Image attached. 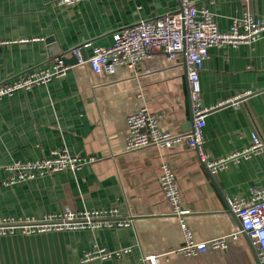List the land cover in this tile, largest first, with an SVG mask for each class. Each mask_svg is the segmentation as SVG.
<instances>
[{
  "label": "crops",
  "instance_id": "obj_1",
  "mask_svg": "<svg viewBox=\"0 0 264 264\" xmlns=\"http://www.w3.org/2000/svg\"><path fill=\"white\" fill-rule=\"evenodd\" d=\"M208 8L222 31L248 10L264 18V0H194ZM178 7L177 0H0V82L43 65L50 41L67 52L113 43L114 33L141 19ZM202 103L214 108L204 127L203 149L211 159L242 150L252 132L264 134V36L252 43L210 48L200 73ZM183 56L155 52L134 68L95 72L88 61L67 74L0 98V217L43 219L51 213L116 209L129 225L0 234V264H260L228 198L264 186V152L230 162L212 174L186 140L130 150L129 115L145 107L173 135L192 128ZM241 95L235 101H227ZM66 148L94 157L77 170L64 169L5 185L6 165L49 156ZM164 166L176 178L175 211L161 180ZM185 225V227L183 226ZM187 231L194 241L224 237L221 248L190 255L181 250ZM95 246L122 256L83 261ZM153 258V260H151Z\"/></svg>",
  "mask_w": 264,
  "mask_h": 264
},
{
  "label": "built area",
  "instance_id": "obj_2",
  "mask_svg": "<svg viewBox=\"0 0 264 264\" xmlns=\"http://www.w3.org/2000/svg\"><path fill=\"white\" fill-rule=\"evenodd\" d=\"M81 0H58L59 4L71 5ZM178 7L153 19H141L117 30L110 45L95 46L88 58H83V51L91 41L62 52L41 66L32 68L12 78L0 82V98L11 95L20 89H29L35 84H45L55 77L67 74L72 64L64 57L75 56L78 62L88 61L97 73H117L120 68H134L146 56L163 52L170 58L183 56L187 70L188 94L191 101L192 128L184 134L173 135L160 128L158 117L145 107L132 112L128 118L130 135L127 148L130 150L151 144L168 146L174 142L186 140L194 148L200 160L208 170L215 174L230 162H239L264 152V134L252 132V140L242 150H238L219 159H211L203 149L204 127L207 116L214 108L202 103L200 73L204 61L210 56V48L224 44L238 45L252 43L264 36V18L246 10L242 16L232 20L229 30L222 31L215 21L214 14L206 7H199L194 0H177ZM0 43H3L0 41ZM77 62V63H78ZM241 95L227 101H235ZM94 157L77 156L66 148L53 150L49 156L36 160L15 161L6 168L9 176L3 180L5 185H12L33 179L48 173L72 169L77 170L92 162ZM162 185L169 202L175 211L179 209V190L173 171L164 166L161 174ZM229 208L238 217L240 226L231 234L238 238L244 234L256 248L260 264H264V186L252 188L249 196L228 198ZM116 209H83L51 213L43 219L0 217V234L13 233L17 229L24 233L47 232L86 227L129 225L130 218L116 217ZM185 227V225L183 224ZM187 231L186 244L181 250L190 255L202 254L211 248H221L226 244L224 237L206 241H194ZM130 247L109 251L105 247L95 246L84 253L82 260L108 259L122 256ZM153 260V258H151Z\"/></svg>",
  "mask_w": 264,
  "mask_h": 264
},
{
  "label": "water",
  "instance_id": "obj_3",
  "mask_svg": "<svg viewBox=\"0 0 264 264\" xmlns=\"http://www.w3.org/2000/svg\"><path fill=\"white\" fill-rule=\"evenodd\" d=\"M48 41H50V51H51L50 55L52 57L57 56V55H61L62 52L59 48L56 47V44H55L53 37H50L48 39ZM83 58H85V59L88 58V51L87 50L83 51ZM63 59L66 63H70V64H74V63L78 62V58L73 56V55L64 57Z\"/></svg>",
  "mask_w": 264,
  "mask_h": 264
}]
</instances>
